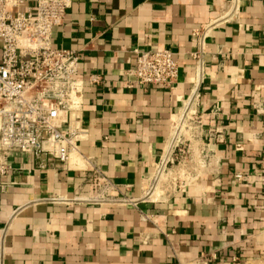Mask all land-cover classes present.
<instances>
[{
	"label": "crops",
	"instance_id": "1",
	"mask_svg": "<svg viewBox=\"0 0 264 264\" xmlns=\"http://www.w3.org/2000/svg\"><path fill=\"white\" fill-rule=\"evenodd\" d=\"M228 1L73 0L52 44L79 57L87 130L80 148L117 190L91 200L99 190L75 169L76 156L70 169H41L31 154L11 158L0 194L6 264L264 257V0H240L238 14L215 27L203 72L193 60L194 30L223 15ZM156 49L175 53L176 85L130 86L137 51ZM195 91L204 163L186 188L155 200L146 196L154 166Z\"/></svg>",
	"mask_w": 264,
	"mask_h": 264
},
{
	"label": "built area",
	"instance_id": "2",
	"mask_svg": "<svg viewBox=\"0 0 264 264\" xmlns=\"http://www.w3.org/2000/svg\"><path fill=\"white\" fill-rule=\"evenodd\" d=\"M72 3L73 0H0V194L4 178L12 170L11 158L20 154H31L41 169L55 164L73 168L70 165L76 156L75 169L99 190L91 200H102L117 190L80 148L87 130L83 127L85 85L79 77V57L75 50L54 48L52 44L53 29L65 22ZM225 8L218 19L194 30L197 49L193 60L198 73L205 69L206 39L216 26L238 14L240 0H229ZM127 73L134 78L132 87L173 88L179 80L180 67L170 49L141 50ZM99 79L92 76L93 83ZM198 97L199 93L193 92L174 115L179 116V121L172 120L146 196L159 200L180 192L198 174L197 167L203 165L205 135L197 112ZM181 145L189 146V154L194 149L176 164L179 158L175 154L182 151ZM175 165L180 168L173 169ZM236 177L241 179L242 175ZM167 180L171 191L167 185L162 186ZM5 236L6 230L0 242V264H6Z\"/></svg>",
	"mask_w": 264,
	"mask_h": 264
},
{
	"label": "rangeland",
	"instance_id": "3",
	"mask_svg": "<svg viewBox=\"0 0 264 264\" xmlns=\"http://www.w3.org/2000/svg\"><path fill=\"white\" fill-rule=\"evenodd\" d=\"M193 134L195 135V132H193ZM184 138H186V137H184ZM184 138H182V140H184ZM185 143H187L188 144V140L187 141H185ZM180 148L182 149V151H176V156L179 158L177 161H176V164L180 161V159H181V156H183V157H188L190 154H192V152H193V147L191 148V153L189 154L188 153V149H189V146H185V145H181L180 146ZM201 166H198L197 167V169H196V173H198L199 171H200V168ZM171 168V167H170ZM180 168V166L178 167V165H175L174 167H173V169H175V170H178ZM196 168V167H195ZM169 184L170 183H168V180L167 181H163V183H162V186H166L167 185V188L171 191V190H173L172 188H170L169 187ZM155 196V195H154ZM247 261L245 260V261H240L239 262V264H245ZM187 264H204V262L203 261H201V260H196V261H192V262H189V263H187ZM248 264H264V257L263 258H261V259H259V260H256L255 262H250V263H248Z\"/></svg>",
	"mask_w": 264,
	"mask_h": 264
},
{
	"label": "bare ground",
	"instance_id": "4",
	"mask_svg": "<svg viewBox=\"0 0 264 264\" xmlns=\"http://www.w3.org/2000/svg\"><path fill=\"white\" fill-rule=\"evenodd\" d=\"M174 118H175V121H179V116H174ZM155 195H156V193H155Z\"/></svg>",
	"mask_w": 264,
	"mask_h": 264
}]
</instances>
